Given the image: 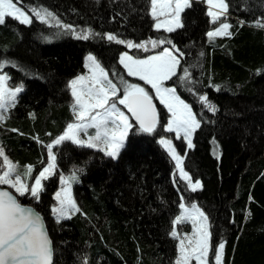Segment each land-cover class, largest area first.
I'll use <instances>...</instances> for the list:
<instances>
[{
	"label": "trees",
	"instance_id": "trees-1",
	"mask_svg": "<svg viewBox=\"0 0 264 264\" xmlns=\"http://www.w3.org/2000/svg\"><path fill=\"white\" fill-rule=\"evenodd\" d=\"M189 3L183 26L172 32L153 28L150 0H21L18 5L47 10L77 34L89 30L86 40L34 16L30 25L10 17L0 25V61L7 62L0 72L23 88L0 124V145L22 176L28 165L32 178L38 174L46 145L73 121L68 83L84 71L87 54L120 89L121 77L145 87L125 73L118 62L121 52L145 57L174 45L180 65L165 86L174 87L200 121L193 147L177 145L185 171L200 181L196 191L174 175V164L159 143L168 135L161 105L156 131L140 132L132 121L116 159L70 142L54 146L55 174L45 181L39 201L17 195L43 216L53 244L52 264H175L177 241L170 233L182 198L197 203L208 219L210 264L221 241L223 264H264V27L256 26L264 23V0H225L231 35L211 40L205 4ZM108 34L133 43H172L129 49L108 41ZM184 68L191 83L178 79ZM200 95L215 111L199 101ZM74 171L78 182H72V191L80 212L57 222L53 194L60 175Z\"/></svg>",
	"mask_w": 264,
	"mask_h": 264
},
{
	"label": "snow or ice",
	"instance_id": "snow-or-ice-1",
	"mask_svg": "<svg viewBox=\"0 0 264 264\" xmlns=\"http://www.w3.org/2000/svg\"><path fill=\"white\" fill-rule=\"evenodd\" d=\"M21 0H0V25L10 17L20 24L30 25L34 16L41 23L51 24L62 28L79 39H88L90 32L85 29L77 34L71 25L62 24L53 13L44 10L43 12L33 8L25 10L18 6ZM209 11L207 15L216 24L220 17L227 12L225 0H207ZM190 7L189 0H150V15L156 21L155 28H163L166 32H172L182 27L181 13L185 8ZM218 9L219 11H214ZM31 13V15L29 14ZM160 17L164 19L161 20ZM257 27H264V23L258 22ZM228 23H220L213 31L207 33L211 40L217 36H230ZM108 41L137 49L147 50V45L152 48L160 44H171V40H149L143 43H133L118 39L113 34L106 36ZM173 48L175 46L173 45ZM179 52L178 49L175 50ZM182 56L183 54L180 53ZM90 75L77 76L68 83L74 103L71 106L74 121L68 123L63 133L57 136L51 143L47 144L48 157L47 165L34 176L33 182L29 184L28 178L32 177L33 167L25 166L23 176L16 172L17 165L10 161L5 151L0 147V159L5 169L0 174V185H7L13 189L18 196L30 195L37 202L40 193L44 190L43 182L55 174L56 156L53 152L54 146L70 141L81 147L95 148L104 155L116 159L120 150L124 147L125 138L132 128L129 117L121 111L117 104L123 105L132 118L139 125V131L152 134L156 131L159 118L153 97L149 92L138 84L128 83L120 78L123 85L122 97L118 95L120 89L116 83L109 79L108 73L96 61L95 57L88 56ZM6 61H0V70L5 67ZM119 63L123 65L129 76L137 77L146 85H150L155 92V98L170 113V118L164 126V131L175 133L176 139H183L187 147L192 148V133L200 127V121L193 113L191 107L177 95L174 87H165V81L177 76V68L180 60L173 51L164 48L157 55L149 56L146 59H135L128 53L120 56ZM115 75V73H113ZM178 79L181 82L191 83V77L187 68L183 69V75ZM7 75L0 74V124L7 119V112L10 107L15 106L17 94L23 88L18 86L15 89L7 87ZM191 91V88L189 89ZM199 101L210 111H215L213 105L208 102L206 95H200ZM31 115V114H30ZM95 129L94 134H89L88 129ZM12 131H16L12 129ZM81 133L87 139L81 138ZM159 143L166 149L168 155L175 161L176 171L179 179L187 183L191 191L200 187V181L193 182L192 177L183 167L184 157L178 154L171 140L161 138ZM15 173V175H14ZM175 175V173H174ZM78 182V174L72 172L70 176L60 175L61 190L55 194L57 207L52 209L57 222L62 218H70L69 214L80 212L71 196V183ZM181 214L172 221L173 230L170 235L179 239L178 256L175 264H210L211 233L207 223V217L202 211L192 204L190 208L183 202L180 204ZM190 222L192 234L180 238L177 233L179 223ZM225 242L221 241L214 248V264H223ZM0 264H52L51 241L42 224L41 217L32 209L22 206L16 195L6 190H0Z\"/></svg>",
	"mask_w": 264,
	"mask_h": 264
},
{
	"label": "rangeland",
	"instance_id": "rangeland-1",
	"mask_svg": "<svg viewBox=\"0 0 264 264\" xmlns=\"http://www.w3.org/2000/svg\"><path fill=\"white\" fill-rule=\"evenodd\" d=\"M191 0H189V2H190ZM197 1H203V3L205 4V6H206V9H207V13H208V11H209V4L207 3V0H197ZM214 11H219L218 9H214ZM150 12V11H149ZM151 16V15H150ZM151 18H152V16H151ZM210 18V22L212 23V18L211 17H209ZM160 19L161 20H163L164 18L163 17H160ZM152 20H153V28L154 29H156L155 28V23H156V21L152 18ZM181 23H182V13H181ZM220 23H228L229 24V22H228V20H227V18H226V13H225V15L224 16H222V17H220V20L219 21H217V23L216 24H213L212 23V28H211V30L210 31H213L216 27H219V24ZM157 30V29H156ZM159 30H164L163 28H160ZM166 48H168V49H170V50H172L173 51V54L174 55H177L176 54V52L174 51V49L173 48H171V47H166ZM164 50V49H163ZM163 50H161V51H158V52H155V53H152V54H149V55H147V56H145V57H135V56H133V55H131L130 53H128L127 51H123V52H121V54L119 55V60H120V56L123 54V53H128V55H131L133 58H135V59H146V58H148L149 56H153V55H157V54H159L160 52H162ZM88 56H93V57H95L94 55H92V54H87L86 56H85V59H84V63H85V69H84V71L82 72V73H80V74H78L77 76H82V75H90V72H89V68L86 66L89 62L87 61V57ZM95 59H96V57H95ZM119 60H118V62H119ZM96 61L99 63V61L96 59ZM100 64V63H99ZM120 64V63H119ZM121 65V64H120ZM100 66L102 67V65L100 64ZM122 66V68L124 69V67H123V65H121ZM105 70V69H104ZM124 71H125V73L127 74V71L124 69ZM105 72H107L106 70H105ZM108 73V72H107ZM0 74H3V75H7V73H4V72H0ZM128 75V74H127ZM8 76V75H7ZM76 76V77H77ZM109 76V75H108ZM129 76V75H128ZM76 77H74V78H76ZM130 78L132 77V78H134V79H137V80H139L137 77H133V76H129ZM73 78V79H74ZM109 79H111L110 78V76H109ZM112 80V79H111ZM139 81H141V80H139ZM144 85H145V87H147V88H149V91L145 88V90L146 91H148L149 92V95H151L152 97H153V100H156L160 105H161V107L165 110V112H166V114H167V118H166V121H165V123L167 124V121H168V119L170 118V113H168V111H167V109L160 103V101L158 100V99H156L155 98V92L151 89V87H150V85H146L143 81H141ZM114 83V82H113ZM118 86V85H117ZM122 87H121V89L119 88V86H118V88L120 89V91H119V93H118V95L119 96H121L122 97V95H123V85H121ZM7 87L8 88H11V89H15L16 87H18V86H12L11 85V83H10V81L8 80L7 81ZM165 87H167V86H165ZM68 91H69V94H70V96H71V106L73 105V103H74V100H73V97H72V95H71V91H70V89L68 88ZM18 95H19V93L17 94V97H18ZM178 95V94H177ZM16 100H17V98H16ZM16 102V101H15ZM186 103V102H185ZM188 104V103H187ZM189 105V104H188ZM117 107L121 110V111H123L124 113H125V115L126 116H128L129 117V122L133 125V122H132V119H131V117H130V114H129V112H128V110L123 106V105H119V104H117ZM72 108V107H71ZM10 109H11V107L9 108V110H8V112H7V117H8V115H9V111H10ZM73 112V111H72ZM74 118V117H73ZM73 121H74V119H73ZM72 121V122H73ZM4 123V122H3ZM2 123V124H3ZM165 124V125H166ZM164 125V126H165ZM88 133L89 134H94L95 133V129H88ZM192 136H193V133H192ZM192 136H191V141H192ZM81 138L82 139H87V136H85L83 133H81ZM162 138H164V139H168V140H171L172 141V143H173V146L176 148V150H177V152H178V149H177V145H178V142H184V144H185V146L187 147V142L185 141V140H183V139H176L175 138V133H169L168 132V135H165V136H163ZM161 139V138H160ZM160 139H159V141H160ZM125 140H126V138H125ZM66 142H70V141H66ZM71 143V142H70ZM125 143V142H124ZM162 146V145H161ZM0 147H2L1 145H0ZM163 147V146H162ZM3 148V147H2ZM164 148V147H163ZM4 149V148H3ZM95 149V148H94ZM164 150L166 151V149L164 148ZM4 151H5V154L7 155V157H8V159L10 160V161H12L14 164H15V162L11 159V157L9 156V154L7 153V151L4 149ZM166 153L168 154V152L166 151ZM55 154V153H54ZM178 154H180L179 152H178ZM46 155H47V157H48V150H47V152H46ZM181 155V154H180ZM181 156H183V155H181ZM47 157H46V160H45V162L43 163V165H42V168L43 167H45L46 165H47ZM170 157V156H169ZM171 158V157H170ZM172 160V159H171ZM172 162H173V164H174V167H175V161H173L172 160ZM0 174H2V172L5 170L3 167H2V165H3V161H2V159H0ZM42 168H41V170H42ZM16 172H17V170H16ZM175 174H176V176H178V178H179V174H178V172L176 171V167H175ZM14 175H15V173H14ZM65 177H67V176H65ZM34 178V177H33ZM33 178L32 177H30V178H28V180H27V182L29 183V184H31L32 182H33ZM50 178V177H49ZM185 182V181H184ZM193 182H195V181H193ZM187 184V183H186ZM43 185H45V181L43 182ZM3 186H5V187H8L7 185H3ZM61 187H62V185H61V183H60V177H59V182H58V184H57V187H56V189H55V191H54V194H53V198H54V201H55V204L53 205V207H52V209L54 208V207H57V201H56V199H55V194L58 192V191H60L61 190ZM201 188V184H200V187L198 188V189H200ZM10 189V188H9ZM72 189H73V184L71 183V196H72V198H73V200H74V197H73V191H72ZM197 189V190H198ZM12 192H14V190L13 189H10ZM15 193V192H14ZM27 198H32L30 195H25ZM75 201V200H74ZM181 202H183L184 204H185V206L186 207H188V208H190V206L192 205V204H195L199 209H200V207L197 205V203H195V202H192V201H189V202H187V201H185L183 198H182V201ZM51 209V210H52ZM200 211H202L201 209H200ZM71 214V213H70ZM69 214V215H70ZM180 214H181V211H180ZM179 214V215H180ZM205 215V214H204ZM207 223H208V225H209V222H208V219H207ZM179 225V228L177 227V233H178V236L180 237V238H183L184 236H190L191 234H192V224L190 223V222H184V223H179L178 224ZM176 241H177V256H178V244H179V239H176ZM177 259V258H176ZM191 264H195V261H192L191 262Z\"/></svg>",
	"mask_w": 264,
	"mask_h": 264
},
{
	"label": "water",
	"instance_id": "water-1",
	"mask_svg": "<svg viewBox=\"0 0 264 264\" xmlns=\"http://www.w3.org/2000/svg\"><path fill=\"white\" fill-rule=\"evenodd\" d=\"M153 104L155 105V107H156V104L153 102ZM156 110H157V107H156ZM130 114V117H131V119L135 122V120L132 118V116H131V113H129ZM136 123V122H135ZM137 124V123H136ZM1 166V165H0ZM0 190H6V191H9V192H11L13 195H16L14 192H12L8 187H5V186H2V185H0ZM16 198H17V200H18V202L22 205V206H24V207H26V208H30V209H32L35 213H38L39 215H40V217H41V220H42V224H43V226H44V229H45V231H46V233H47V235H48V238L50 239V241H51V238H50V236H49V233H48V230H47V227H46V223H45V220H44V218H43V216L34 208V206H32V205H30V204H23V203H21L20 201H19V199H18V196L16 195ZM51 248H52V263H53V244H52V241H51Z\"/></svg>",
	"mask_w": 264,
	"mask_h": 264
},
{
	"label": "flooded vegetation",
	"instance_id": "flooded-vegetation-1",
	"mask_svg": "<svg viewBox=\"0 0 264 264\" xmlns=\"http://www.w3.org/2000/svg\"><path fill=\"white\" fill-rule=\"evenodd\" d=\"M154 102L156 103V106H157V114H158V118H159V114H160V104L156 101V100H154Z\"/></svg>",
	"mask_w": 264,
	"mask_h": 264
}]
</instances>
